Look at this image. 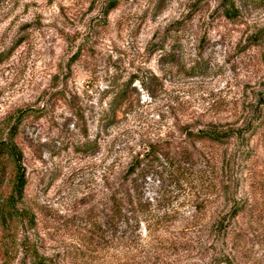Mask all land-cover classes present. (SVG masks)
Segmentation results:
<instances>
[{"label":"rangeland","instance_id":"obj_1","mask_svg":"<svg viewBox=\"0 0 264 264\" xmlns=\"http://www.w3.org/2000/svg\"><path fill=\"white\" fill-rule=\"evenodd\" d=\"M16 124L34 222H0V264L24 235L50 264H264V0H0Z\"/></svg>","mask_w":264,"mask_h":264},{"label":"trees","instance_id":"obj_2","mask_svg":"<svg viewBox=\"0 0 264 264\" xmlns=\"http://www.w3.org/2000/svg\"><path fill=\"white\" fill-rule=\"evenodd\" d=\"M251 1L257 2L260 0ZM111 3L113 4L109 5L105 17L118 5L115 2ZM225 9V14L231 17L235 7L233 4H228L225 6ZM22 118L19 120L21 121ZM18 131L19 124H16L10 130L8 137L0 140V222L6 231L9 232H11L13 224L17 227L18 225L23 226L25 224L32 225L34 222L28 210L24 207L28 179L27 171L23 166V151L15 141ZM197 137L213 143L224 144L231 136L228 133L204 130ZM141 155L143 158H140ZM141 155L136 157V160L130 164L126 178L136 175V178L145 180L150 174H148L147 166L144 165V159L147 157L150 163H154L158 159L157 155L161 156L152 149L146 150L145 154ZM174 169L175 173L181 174L183 173L184 166H179L178 164L174 166ZM116 193L111 196V198L113 197L112 202L114 205L111 223L115 231H118L122 223V206L125 202L123 199L117 198L118 194ZM19 242L23 258L18 264H50L46 258L39 254L37 247L31 243L28 235H24Z\"/></svg>","mask_w":264,"mask_h":264}]
</instances>
